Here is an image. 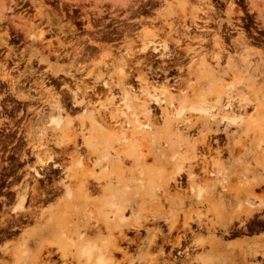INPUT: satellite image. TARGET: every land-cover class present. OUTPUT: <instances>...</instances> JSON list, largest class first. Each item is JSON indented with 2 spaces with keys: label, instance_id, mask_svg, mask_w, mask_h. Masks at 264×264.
<instances>
[{
  "label": "rangeland",
  "instance_id": "374dc122",
  "mask_svg": "<svg viewBox=\"0 0 264 264\" xmlns=\"http://www.w3.org/2000/svg\"><path fill=\"white\" fill-rule=\"evenodd\" d=\"M81 16L83 18H79ZM195 22L198 27L194 25ZM80 25L85 27L82 29ZM181 33L187 34L188 38H183ZM256 34H260L263 39H258ZM124 38H131L132 41L125 43ZM178 39L182 41L177 43ZM147 40L149 44L153 42L152 45L158 50L137 53V58L148 55L152 61L149 64L151 69L141 65L148 78L143 90L139 88L140 81L135 74L129 79L132 90L140 96L138 100H146L144 92L150 91L157 97L158 93L163 95V88H168L174 105L172 112L181 111L192 122L200 118L198 109L203 107L218 118L225 117L226 113V125L220 123L218 128L220 131L224 128L227 130L228 139L219 135L222 138L219 150L222 151L219 154L213 152L208 157L220 165L217 167V187L214 194H206L204 202L195 209L204 214L208 208L207 218L214 221L213 211L226 204L235 208L244 201L242 196L234 200L237 186L244 182L248 186L249 212L246 215L238 214L243 216L242 221L234 218L227 232L216 228L215 235L223 243L219 245L213 242L214 245L208 246L210 243L206 242L196 252L204 250V255L214 257V261L221 255L227 256L221 264H261L258 257L261 260L264 255H250L247 250L256 242L261 244L259 240L264 237V229H261L264 228V185L252 184L264 179V0H0V202H5V209L11 215V210L16 206L15 190L22 186L28 166L37 162L35 155L38 148L41 151L50 150L54 158L60 155L56 153L59 147L52 141L58 132L53 130L52 125L57 122L49 121L50 113H47L46 108L49 100L64 91L62 80L70 83L71 79L55 72L54 65L67 64L74 52L81 51L83 57L87 58L80 57L78 62L82 63L83 71L76 77L90 73L87 80L92 81L99 74L103 81L107 78L106 81L114 85L116 76L127 67L120 61L124 57V50L131 44L139 48ZM168 51L171 56L165 57ZM212 54H217V59L212 58ZM244 54L249 59L245 66ZM55 55L59 58H55ZM203 55L206 59L203 66L213 71L212 76L207 75V69H202ZM39 57L42 58L40 62ZM227 61H232L234 65L227 66ZM160 68L164 69L163 73ZM148 70H151L150 74ZM39 74L45 78L44 87L41 88L36 84L40 81ZM151 75V78L148 77ZM70 84L72 86L73 82ZM106 87H98L99 92L91 97L93 103L104 104L110 98L114 101L122 99V88L113 86V92L108 94ZM223 89H234L244 94L248 101L245 112L237 107L238 96L232 101V110L223 109V99L218 100L215 96L216 91L222 95ZM159 105L156 101L150 102L153 117L158 119L161 115ZM41 108L44 110L43 118L35 113ZM106 110L100 109L99 112L102 115ZM76 116L74 113L67 118L73 120L74 126L77 124ZM177 126L184 134V143L199 144V126L189 130L184 128V124L179 123ZM42 130L44 134L41 138ZM67 147L66 151L70 152L71 146ZM226 147L230 154L225 150ZM79 148L83 152L81 155H84L83 145L80 144ZM132 148L135 153L147 152V148L139 143H135ZM68 152L55 158V161L68 162ZM146 162L149 167L151 159L147 158ZM221 165H224V171ZM125 166L131 168L128 162ZM58 173L52 172L36 179L39 186L43 185L40 188L47 189V193L53 197L42 204L44 207L61 198V194L51 192L54 185L67 182ZM195 173L197 177L201 176L197 169ZM29 184H34L33 179H29ZM181 189H190L185 178L181 182ZM141 198L143 200H137L132 214L125 211L124 215L132 218L138 215L139 221H145L148 228H162L164 233L167 232L164 221L156 225L149 222L150 211L158 207L165 208L166 202L160 197L148 199L143 195ZM258 224L261 228L257 227ZM29 225L25 228L34 227L33 222ZM9 229L0 230V246L21 241V232H11ZM200 233L202 239L209 237L204 229ZM126 235L131 239L140 235L142 238L145 232L143 229L131 230ZM120 246L125 248L127 242ZM261 247L264 248V245ZM30 250H33L32 246ZM127 252L134 255L132 264H139L135 258L136 246L130 245ZM0 257V260L12 264L10 257V261L8 256L7 259L2 255ZM116 257L122 261L121 255L117 254ZM214 261L207 264H219Z\"/></svg>",
  "mask_w": 264,
  "mask_h": 264
},
{
  "label": "bare ground",
  "instance_id": "6f19581e",
  "mask_svg": "<svg viewBox=\"0 0 264 264\" xmlns=\"http://www.w3.org/2000/svg\"><path fill=\"white\" fill-rule=\"evenodd\" d=\"M194 25L198 27L196 22ZM181 35L183 38H188L185 33ZM124 40L125 43L132 41L131 38ZM90 43L95 45L93 42ZM152 43L149 44L147 40L139 48L131 44L124 50V57L120 61L127 67L121 66L124 70L116 76L114 85H110L109 81H106L107 78L103 81L99 74H96L92 81L87 80L90 73L84 72L83 77H76L83 71L82 63L78 62L80 57L87 58V56L83 57L81 51L74 52L67 64L54 65L55 72L63 73L73 82L71 86V82L68 83L63 79L61 87L64 91L49 100L46 108L47 113H50L49 121L57 122L52 125L53 130L58 131L52 141L60 151L56 150L60 155L55 158L68 152L66 148L71 146L72 150L68 152L70 160L66 163H58L50 150L41 151L42 149L38 148V153L35 155L37 162L28 166L22 186L15 190L16 206L11 210V215L5 209L7 206L5 202H0V230L10 228L11 232H21L20 242L0 246V255L6 259L8 256V260L10 257L12 264H132L134 255H129L127 252L132 244L136 246L135 258L139 264L159 262L207 264L213 262L214 257L204 255L206 253L204 250L196 252V249L203 248L206 242L210 243L208 246L214 245L213 242L221 245L223 242L215 235V229L219 228L227 232L234 218L242 221L243 216H239V213L246 215L249 212L247 198L249 191L245 182L237 186L238 192L236 198L234 197L236 200L238 196H242L244 201L235 208L226 204L225 207L213 211L214 221L207 218L208 208L207 210L205 208L204 214L195 209L199 203L204 202V196L206 194L212 196L217 187V167L220 165L218 161L215 162L208 157L213 152L219 154L222 151L219 150L222 139L219 135L228 139L227 130L224 128L220 131L218 128L220 123L226 125V113H224L225 117L218 118L203 107L198 109L201 112L200 118L192 122L181 111L172 112L171 108L174 105L168 88H163V95L158 93L157 97L150 91L144 92L146 100H138L140 96L132 90L133 85L130 86L129 79L135 74L140 81L139 88L143 90L148 78L141 65L151 69L149 64L152 61L147 54V56L141 54L144 57L137 58V53H144L149 49L158 50ZM55 56L59 58L58 55ZM166 56H171L170 51ZM243 56V66H245L249 59L247 54ZM202 57L201 65L205 70L207 69L203 66L206 64L205 55ZM217 57V54H212V58L217 59ZM105 58H108V55H105ZM41 60L42 58L39 57L38 61ZM104 64L107 66L106 61ZM233 65L232 61H227V66ZM148 71L150 74L151 70ZM160 71L163 73L164 69L160 68ZM39 75L40 81L36 84L41 88L44 87L45 78L43 74ZM153 75L157 76V74ZM207 75L212 76L213 71L207 69ZM148 77L151 78L152 75ZM101 86H107L108 94L111 93L113 86L122 88V99L114 101L110 98L104 104L93 103L91 97L99 92L98 87ZM222 95L218 91L215 92L218 100L223 99L225 111L232 110L234 107L232 101L238 96L237 107L245 112L248 101L243 93L234 89H223ZM151 101L164 105L163 107L159 105L161 107L159 119L153 117ZM66 107H68L67 111ZM100 109L107 110L101 115ZM35 113L39 115L38 117H44L43 108ZM74 113L77 114L75 126L73 120L67 119ZM179 123L184 124L187 130L195 126L200 127L199 144L184 143V134L177 126ZM43 134L42 130L41 138ZM135 143L147 148V152L135 153L132 148ZM80 144L83 145L84 155H81L83 152L80 151ZM225 150L230 154L227 147ZM147 158L151 159L149 167H147ZM126 162L131 168H126ZM196 169L200 177H197ZM221 169L225 170L224 165H221ZM56 171L60 172L58 174H62L67 182L53 186L51 192L56 195L61 194V198L58 202L44 207L42 204L53 197L52 194L47 193L45 187L46 190L40 188L43 185L39 186L36 179L44 178V175ZM184 178L190 188L188 191L181 189ZM29 179H33V185L29 184ZM196 181L198 185L195 184ZM260 183L264 185V179L252 184ZM198 186L200 188H197ZM48 190L50 191V188ZM143 195L148 199L160 197L166 202L165 208L158 207L150 211L149 222L156 225L164 221L167 232L164 233L162 228L157 230L148 228L145 221H139L138 215H134V218L124 215L125 211L132 214L137 200H143L141 198ZM31 222L34 223V227L26 229L25 227L30 226ZM140 229L144 230V237H140L142 234L134 239L127 237V232ZM203 229L209 234L207 239L201 238L200 231ZM259 241L261 244L254 243V246L247 250L248 254L264 255V248L261 247L264 245V237ZM124 242H127V246L122 248L120 244ZM31 246L33 250H30ZM144 249H147L145 253H143ZM152 251L155 253L152 254ZM117 254L121 255V262L117 260ZM230 257L228 255V259ZM226 258L227 256L221 255L214 262L221 264ZM7 262L0 260V264Z\"/></svg>",
  "mask_w": 264,
  "mask_h": 264
},
{
  "label": "flooded vegetation",
  "instance_id": "af4514ba",
  "mask_svg": "<svg viewBox=\"0 0 264 264\" xmlns=\"http://www.w3.org/2000/svg\"><path fill=\"white\" fill-rule=\"evenodd\" d=\"M79 18H83L82 16L79 17ZM77 21H79V19H77ZM80 27L83 29L85 27V25H80ZM238 28V27H237ZM80 31V30H79ZM258 39H263V37L260 36V34H256ZM260 224L257 225L258 228H261V225L259 226ZM261 229H264V228H261ZM260 257H258V261L261 263V264H264V257L260 260L259 259Z\"/></svg>",
  "mask_w": 264,
  "mask_h": 264
}]
</instances>
